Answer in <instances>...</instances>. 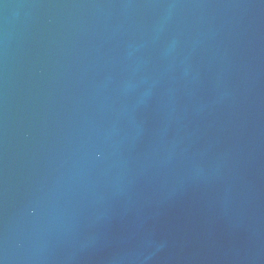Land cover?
Listing matches in <instances>:
<instances>
[{
    "label": "water",
    "instance_id": "obj_1",
    "mask_svg": "<svg viewBox=\"0 0 264 264\" xmlns=\"http://www.w3.org/2000/svg\"><path fill=\"white\" fill-rule=\"evenodd\" d=\"M0 264H264V0H0Z\"/></svg>",
    "mask_w": 264,
    "mask_h": 264
}]
</instances>
